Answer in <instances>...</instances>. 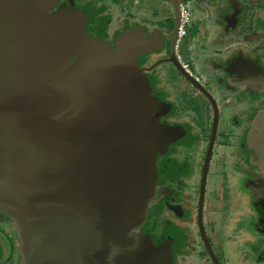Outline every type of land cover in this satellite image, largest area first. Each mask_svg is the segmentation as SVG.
Masks as SVG:
<instances>
[{
	"label": "flooded vegetation",
	"instance_id": "flooded-vegetation-1",
	"mask_svg": "<svg viewBox=\"0 0 264 264\" xmlns=\"http://www.w3.org/2000/svg\"><path fill=\"white\" fill-rule=\"evenodd\" d=\"M145 4L156 11L151 34L158 38L144 36L138 44L131 42L132 53L126 52L128 46L121 40L125 52L113 62L109 61L119 41L117 31L138 14L131 10L134 4L54 0L51 12H45L55 18L69 8L78 9L87 16V38L94 40L105 35L100 25L110 28L108 15L117 16L109 34L114 43L106 48L111 56L102 57L103 63L101 58L98 63L93 58L80 62L82 72L91 76L102 69L90 83L94 90L86 91L84 83L77 87L79 100L88 105L78 111L79 116L93 118L100 142H109L99 154L100 177L92 179L95 199L85 182L77 198L73 190L68 200L61 197L62 185L54 182L60 172L48 162L54 161L49 141L53 134L42 130L40 123L49 121L53 101H25L19 90L26 92L34 81L14 83L15 69L0 74L1 83L9 84L5 95L15 92L5 102L0 93V106L12 108L9 116L27 113L26 131L18 136L30 133L24 140L15 139L18 153L10 173L15 170L16 181L0 179V193H10L1 198L0 221L12 226L10 234L2 236L5 241L0 237L4 256L0 264H47L53 246L43 241L61 231L67 245L63 250H78L75 264H183V255H196L199 264H231L228 239L234 240L232 249L239 258L232 264H264V0H146ZM182 4L191 18L187 34L179 38ZM4 23L7 29L12 27L10 21ZM71 26L77 38L79 28ZM194 29L198 34L191 38ZM16 33L15 29L7 38H18ZM94 45L95 41L91 48ZM76 65L74 59L72 66ZM49 84L43 85L49 88ZM73 95L64 100L75 101L69 99ZM0 139H7L5 131H0ZM114 140L119 151L145 154L135 177L126 160L116 158L102 167L101 160L116 154ZM89 207L92 212H83ZM70 209L83 212L94 227L86 225L84 216L82 225L75 227ZM6 214L10 216L5 219ZM133 215L143 218L129 221ZM222 237L227 238L224 246Z\"/></svg>",
	"mask_w": 264,
	"mask_h": 264
},
{
	"label": "water",
	"instance_id": "water-1",
	"mask_svg": "<svg viewBox=\"0 0 264 264\" xmlns=\"http://www.w3.org/2000/svg\"><path fill=\"white\" fill-rule=\"evenodd\" d=\"M51 3V0H0L1 21H10L13 33L16 29L18 32L16 35L19 36L18 38H7L12 36V30H7L5 23L4 26H1L0 34L2 35L0 37L2 38H0V74H3L2 71L8 72L7 69H15L17 72L13 74L14 81L12 79L14 83L26 84L27 80V82L30 83V79L34 81L35 84L27 85L26 92L24 89L19 90L25 101L26 99L32 100L45 98H50V100L53 101V103L48 107L51 108L49 121L40 123L43 126L42 130L50 131L54 135L51 138V141H53L51 142V147L54 150V161L50 159L48 162H51L52 166L58 168L60 177L58 175L54 176V182L57 185H62L61 197L65 196L68 200L72 192L65 185L64 174L66 173L68 165L74 160L73 158L87 155L84 159L89 161L90 158V161L92 162L91 167L97 168V161L94 162V159H97V152L102 151V146L104 148L109 147L108 141L105 143L100 142V138L98 134H96L97 129L94 125L93 118L89 119L86 117V119H83L78 113L80 110L79 105L81 104V100H79L80 89L77 91V87L81 83H84V86L82 87H84L86 91H90V87H93L94 90V86H90V83L96 82L94 77L97 76V74H99L98 72L102 69H98V72L91 70L94 72V75L91 76L82 72L80 65L83 60L88 61L90 58L96 60L97 63L101 58L103 63L102 57L109 58L111 55L105 51L106 48H109V46L107 47L109 43L104 41V39H98L97 41L93 38H72V26L65 25L67 28L64 30L61 27L62 22H60L61 26L56 23V20L55 22H52L45 15L46 10L51 6ZM137 40H134V42H137ZM93 41H95V45L91 48ZM126 44L128 46L126 52L130 49V52L132 53V49L129 47L131 43L128 44L127 42ZM121 45V42L116 43L113 50V53L116 54L113 55V58L115 59L112 58L109 62L117 61L118 57L122 53L121 51H123V47ZM123 52H125V50ZM137 53L140 52L136 51L134 54ZM74 59L78 62V65L76 66H72V61ZM92 67H94V65ZM74 73L80 74V77H73ZM89 77H92V79L89 80ZM44 83H51L47 85L51 89L46 88L45 85H43ZM6 85L7 84L1 83L0 76V93L4 94V102L5 100L15 96V92L12 93V95H5V91H7V87L5 88ZM66 85L69 86L66 87ZM7 86H9V84ZM68 94H74L72 97L70 96L69 99L70 101H75L68 103L64 100ZM81 94H83V92ZM63 101L65 104L62 103ZM67 105L71 106H69V109L66 111L65 108ZM28 106L27 112L31 113L30 104ZM85 106L88 108V105ZM45 110L50 113L49 109L45 108ZM13 113L14 111H12V108L8 107L7 104L5 107H3V104L0 106V119L2 118L0 120V131H5L7 135L5 142H1L0 139V179L4 180L6 177L16 181L17 177L15 176V170L14 173H10V167L12 165V168H15L14 158L18 153L16 152L18 147L17 141L24 140L30 133H27V135L23 137L18 136L22 131H26L25 120L27 119V123H29V115L27 113L20 112L21 114L19 116H9ZM86 120L90 121V123ZM84 121H86V123ZM83 127L86 128V133L84 132ZM15 139L17 141H15ZM63 140L71 141L70 149L74 151L72 158H65L62 152L58 150L66 149L64 145H60V142ZM87 146L94 149L90 148L91 151L88 152ZM125 152L126 151H120L118 154H115V156L124 160L125 155L131 153L132 157L135 158L134 160L137 161L140 166L144 163V155H138L133 151L131 152L130 149L128 152ZM150 173H152V169H150ZM81 182H83V180ZM85 183L87 193H91L92 197L95 199L97 193L92 190L93 187H95L93 184L94 182L91 180V182L85 181ZM53 188V191L59 195L60 192H57L55 187ZM77 189L78 188L76 187L74 190L76 194L78 193ZM7 195H10V193H0V201H4L1 200V198H4V196L7 197ZM11 201L14 202L15 200ZM70 211H72L71 216L74 220L75 227L78 225L80 227L82 225V223H80V218L84 216L86 219L87 217L83 212H92V208L89 207L84 209L83 212H79L77 209H70ZM93 216L95 215L93 214ZM86 222V225H89L90 229L94 227V225H91L89 222L88 217ZM54 223L55 225H58L56 221ZM56 230L58 231L57 228ZM61 233L62 231L55 234L56 236H50L43 241V243H46L47 241L53 246V250H51L49 258L46 261L47 264H52V257L53 264H75L73 263V259L74 256L78 254V250L72 249L65 252L63 249H65V246L67 245H63L65 240L60 237ZM57 255L61 257H58Z\"/></svg>",
	"mask_w": 264,
	"mask_h": 264
},
{
	"label": "crops",
	"instance_id": "crops-1",
	"mask_svg": "<svg viewBox=\"0 0 264 264\" xmlns=\"http://www.w3.org/2000/svg\"><path fill=\"white\" fill-rule=\"evenodd\" d=\"M51 1H54V0H51ZM121 1L125 2L126 0H121ZM127 2L129 4H134L133 5L134 8H132L131 10H132V12L133 11H137L138 14L136 15V17L131 18V20H132L131 22H128L129 19H127V22L124 24V26L119 31H117L116 35H117V38H119L118 42H122L121 40H123L126 43L128 42V44H129V43L133 42L134 40H137L138 38H143L144 36H146V38L149 37V36H150V38H151V36H152V38H154V34H151V32H153V26H155L154 25L155 21L151 20V19H155L156 20V17L154 16V14H156L155 13L156 11L154 9H152V7L150 5H146L145 4L146 0H127ZM47 10L50 11V7ZM77 10L78 9L69 8L64 14L61 15V17H55L54 18L53 15H52V18H50L49 15H47V16H49L48 18L52 22H55V20H56V23L58 25H60V26H61L60 22H62V26L61 27L64 30H66L65 28H67V26H65V25H70L71 26V24H72L73 28H75V26H78L79 34L77 35L78 36L77 38H84V37L87 38V37H89V31L87 29L86 22H85V19L87 18V16H86V14L83 11L82 12L84 14L81 15V13H78ZM114 12H117V10H115ZM108 16L109 17L107 18V21L111 20V23L109 22L110 28H108L106 30V25H104V24L100 25L104 29V32H105L104 33L105 35H103L104 37H102V38H104V41L106 40V38H109V34L111 32L110 30L112 29L113 25L115 26V18L117 17V16H115V14H109ZM75 21L78 22V25H74V24H76ZM133 21H135V24L132 23ZM141 22H145L144 23L145 25L141 24ZM1 26H4V22L1 21V19H0V32H1ZM7 30H12V29L9 27ZM72 31H73V29H72ZM11 32L13 33V30ZM76 34L73 32L74 38H75ZM192 34H193V36L191 38H196L194 36L198 34L197 33V29H194L192 31ZM1 35L2 34H0V36ZM0 38H2V37H0ZM96 40L98 41V38H96ZM106 42L109 43L108 45L106 44L107 47L108 46L109 47L112 46L111 42H109V41H106ZM102 44H104V43H102ZM113 50H114V47H112V51ZM105 51H107V50L105 49ZM108 53H110V52H108ZM113 54L116 55L115 53H113ZM113 59H115V58H113ZM105 74H107V72ZM114 80L110 81V84H113ZM144 80H142V82ZM108 84H109V82L106 83V85H108ZM144 86H145V82L141 84V88H144ZM85 105H86L85 103L82 104V102H81V104L79 105V109H83L84 110L85 109ZM140 105L142 106V103ZM153 114H154V111L151 110V108H150V111H149L150 117H151V115L153 116ZM49 141H51V139H49ZM51 142H53V141H51ZM70 142H71L70 140H63V141L60 142L61 143L60 145H64L66 147V149H58V150L62 152V154L65 156V158L66 157L67 158H69V157L72 158L73 155H74V151L70 149L71 148L70 147V144H71ZM114 142H115V145L113 146V148H115V152H116V154H118L120 152L119 151L120 149H118V148H120L121 146H119L118 141L114 140ZM87 148H88V152H90L91 151L90 150L91 147L89 148L87 146ZM91 149H94V148H91ZM82 151H85V150H82ZM99 154H101L100 151L97 152V159H94V162L97 161V164H99L98 161H100L99 160ZM108 155H109L108 158L101 160L103 168H106V165L108 167V165L111 162H115L116 158H118V157L115 156V154H110L109 153ZM85 156H87V155H85ZM85 156H81V157H78V158L74 157L73 158L74 160L71 161V164L68 165V167L66 169V173L64 174V176H65V180H64L65 181V185L70 190H73V193H74L76 198L79 195V193H81L80 187H81V184H82V182H81L82 180H83V182H85L88 179L91 182L92 179L100 177V176H97V174H96L97 171L96 170L97 169H101V168L98 167V165H96L97 168L91 167L92 166V162L90 161V158H89V161H86L84 159ZM134 159L135 158L132 157L131 153L126 154L125 157H124V161L126 160L128 162L126 164V167H127L128 171H129V174L132 177L136 176L135 172L137 170H141V166ZM117 165H119V164H117ZM155 170H157L156 167H155ZM95 176H97V177H95ZM76 187L78 188L77 189L78 190L77 194L74 192ZM92 217L94 218L95 221L97 220L96 215L92 216ZM142 218L143 217L141 215H139V216H134L133 215V216H130L128 218V220L130 221V219H132V221L134 222V221H140V220H142ZM102 220H104V218H102ZM106 221L110 222L111 218L108 217L106 219Z\"/></svg>",
	"mask_w": 264,
	"mask_h": 264
},
{
	"label": "rangeland",
	"instance_id": "rangeland-1",
	"mask_svg": "<svg viewBox=\"0 0 264 264\" xmlns=\"http://www.w3.org/2000/svg\"><path fill=\"white\" fill-rule=\"evenodd\" d=\"M185 5V4H184ZM189 6V5H188ZM173 23V22H172ZM154 38H158L157 37V35H155V37ZM101 39H103V38H101ZM114 40L115 39H113V38H106V40L105 41H109V42H111L112 44L114 43ZM206 75L204 74L203 75V77H205ZM206 78V77H205ZM188 114V113H187ZM212 183H213V185H215V184H217L218 183V177H216V176H214V177H212ZM230 184H231V190L233 189V188H235V186H234V183H233V181H230ZM219 186H221L220 184H219ZM220 191H221V187H219L218 188ZM247 209H249V208H247ZM13 212V211H12ZM237 213H238V211H237ZM5 217V219L6 218H8L10 215L9 214H6V215H4ZM14 217V216H13ZM216 218V217H215ZM1 222V224H3L1 227H0V232H6V233H0V237H1V240L2 241H5L7 238H3L2 236L3 235H9L10 234V229L12 228V226L7 222V221H4V220H2V221H0ZM38 237H40V236H38ZM226 240H227V238L226 237H222V238H220V242H221V244L224 246L225 245V242H226ZM228 242H230V250H229V258H231L232 260L233 259H237V260H239V258H238V256H236L235 254H234V251H233V244H234V240H227ZM225 250H227L226 249V247H225V249H223L222 248V254H225ZM5 254H7V252H5ZM3 256V254L0 256V259L1 258H4V256ZM222 257V256H221ZM252 258H254L253 256H252ZM232 260H231V264H232ZM240 262V261H239ZM182 263L183 264H199V263H201L198 259H197V257H196V255L194 256V255H190V256H185V255H183L182 256Z\"/></svg>",
	"mask_w": 264,
	"mask_h": 264
},
{
	"label": "built area",
	"instance_id": "built-area-1",
	"mask_svg": "<svg viewBox=\"0 0 264 264\" xmlns=\"http://www.w3.org/2000/svg\"><path fill=\"white\" fill-rule=\"evenodd\" d=\"M191 12L184 5H181V22L179 26V38L184 37L187 34L188 25L190 23Z\"/></svg>",
	"mask_w": 264,
	"mask_h": 264
}]
</instances>
